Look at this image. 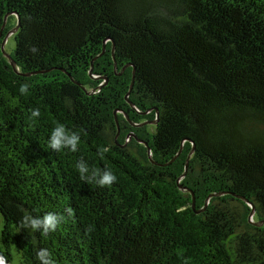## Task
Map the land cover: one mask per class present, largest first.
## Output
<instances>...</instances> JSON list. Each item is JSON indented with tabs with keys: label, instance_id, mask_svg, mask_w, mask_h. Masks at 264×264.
Wrapping results in <instances>:
<instances>
[{
	"label": "trees",
	"instance_id": "trees-1",
	"mask_svg": "<svg viewBox=\"0 0 264 264\" xmlns=\"http://www.w3.org/2000/svg\"><path fill=\"white\" fill-rule=\"evenodd\" d=\"M7 12L20 20L17 70L1 48L18 22L12 13L4 25ZM57 122L80 134L77 152L50 148ZM181 147L168 165L150 159L168 162ZM81 158L89 175L108 169L117 180H81ZM241 197L264 221V0H0L10 263L14 248L19 264H41V249L55 264H264V223ZM47 212L64 217L54 232L21 227Z\"/></svg>",
	"mask_w": 264,
	"mask_h": 264
},
{
	"label": "clouds",
	"instance_id": "clouds-1",
	"mask_svg": "<svg viewBox=\"0 0 264 264\" xmlns=\"http://www.w3.org/2000/svg\"><path fill=\"white\" fill-rule=\"evenodd\" d=\"M33 53L37 52L38 49L33 46L30 48ZM29 85L27 83L20 86V94L25 95L28 93ZM40 116L39 108L31 110V118H36ZM81 141V136L78 132L69 130L62 123L57 122L56 126L52 129L49 138V146L55 151L67 148L71 152H77L79 150V144ZM110 149L108 147H103L99 149V153L103 155ZM76 169L80 174V179L86 182H95L97 185L111 186L116 180V175L111 170H103L93 168L91 169V174L89 175L90 169L87 163L81 158L76 163ZM69 215L72 214V210H67ZM64 217L57 213L47 212L42 217H33L31 215H25L20 221L21 227L30 228L32 230H39L42 234L47 235L50 232H54L57 227L61 224ZM91 229H89L90 231ZM37 258L41 264H55V261L51 258V253L47 249H41L37 253ZM0 264H7V260L4 256L0 255Z\"/></svg>",
	"mask_w": 264,
	"mask_h": 264
},
{
	"label": "water",
	"instance_id": "water-1",
	"mask_svg": "<svg viewBox=\"0 0 264 264\" xmlns=\"http://www.w3.org/2000/svg\"><path fill=\"white\" fill-rule=\"evenodd\" d=\"M12 13H14V12H7V13H6L5 18H4V21H5V22H4V25H5V23H6L7 17H8L10 14H12ZM14 14H16V15H17V18H18L17 25H16L12 30H10L9 33L6 35V37L4 38V40H3L2 44H1V48H2V51H3L4 55L8 58V60H9L10 64L12 65V67H13L15 70H17L16 61L14 60L13 56L5 50V43H6V40H7L8 36H9L10 34L16 32V31H18L19 26H20L19 15H18L16 12H15ZM4 25H3V27H4ZM104 51H105V47H104L103 51H102L100 54H98L97 56H95V57L92 59V66H91V69H90V74H91V76H93V77H95V78H96V76H94V75L92 74L93 67H94V63H93V62H94V60H95L98 56H100L101 54H103ZM115 69H117V64H116V63H115ZM30 74H32V73H30V72H29V73H26V75H30ZM69 75H70V74H69ZM70 76H71V75H70ZM134 77H135V71H134V74H133V80H132L131 88H132L133 83H134ZM71 78H72L77 84H80V83H79L78 81H76L72 76H71ZM84 89H85V87H84ZM93 92H94V90H92V91H88L89 94H91V93H93ZM129 93H130V92H128V93L126 94V97H125V98H126V100L130 103V105L134 106L133 102L129 99ZM118 111H121V110H120V109H116V110H115V118H116V122H117V126H118V133H117V135H118L119 132H120V127H119L118 117H117V113H118ZM125 116H126L127 119H129V116H128L127 113H125ZM131 122H132V121H131ZM149 122L152 123V124H156V123H157V120H151V121H149ZM147 123H148V121H143V122H141V123H135V122H132L133 125H139V126H141V125H145V124H147ZM128 136H129L130 138H131V137H135L140 143L145 144V145L148 147V150H149L150 155H151V149H150L149 144H148L147 141H145V140L139 138V137H138L136 134H134L133 132L129 133ZM182 149H183V148L181 147L180 150H179V152H178V153H177V154H176V155H175L170 161L165 162V163H159V162H157V161H154L152 157H150V159H151V161H152L153 163H155V164H159V165H168V164L172 163V162L178 157V155L181 153ZM193 153H194V147H193L192 151L188 154V157H187V159H186L185 171H184V173L180 176V178L178 179L179 187H180L181 189H184V190H189V189H187V188H185L183 185H181L180 181H181V179L186 175V173H187V171H188L189 161H190V158H191V156H192ZM210 196H212V194H211ZM192 197H193L192 207L195 208V207H196V201H195L194 193H192ZM241 198H243L244 200H246L245 197H241ZM246 201H247V200H246ZM247 202H248V201H247ZM248 203L252 206V211H251L250 221H251L253 224H255V225H262V224L264 223V221H262V222H254V221H253V214H254V212H255V207H254V205H253L252 203H250V202H248ZM202 210H203V209H196V212L199 213V212H201ZM0 255L4 256V257L6 258V260H7V264H10V261L7 259L6 254L2 251L1 248H0Z\"/></svg>",
	"mask_w": 264,
	"mask_h": 264
},
{
	"label": "rangeland",
	"instance_id": "rangeland-1",
	"mask_svg": "<svg viewBox=\"0 0 264 264\" xmlns=\"http://www.w3.org/2000/svg\"><path fill=\"white\" fill-rule=\"evenodd\" d=\"M15 18H11L10 19V24H15ZM15 46H16V43H15V36L12 34H10L6 40V43H5V50L8 52V53H12L15 49ZM2 228H3V217L0 213V238H1V233H2ZM10 264H19V256L16 252V250L13 248L12 250V260H11V263Z\"/></svg>",
	"mask_w": 264,
	"mask_h": 264
},
{
	"label": "flooded vegetation",
	"instance_id": "flooded-vegetation-1",
	"mask_svg": "<svg viewBox=\"0 0 264 264\" xmlns=\"http://www.w3.org/2000/svg\"><path fill=\"white\" fill-rule=\"evenodd\" d=\"M132 122H134V121H132ZM132 122L130 121V124H131L132 126H139V125H133ZM135 123H141V122H135ZM141 126H142V125H141ZM130 133H131V132H130ZM133 133H134V132H133ZM134 134H135V133H134ZM128 137H129V136H128ZM132 138H133V137H131V138L129 137V140L132 139ZM0 248L2 249L3 252L5 251V250H4V247H3L2 244H1V242H0Z\"/></svg>",
	"mask_w": 264,
	"mask_h": 264
}]
</instances>
